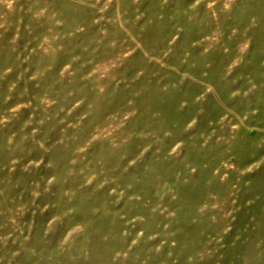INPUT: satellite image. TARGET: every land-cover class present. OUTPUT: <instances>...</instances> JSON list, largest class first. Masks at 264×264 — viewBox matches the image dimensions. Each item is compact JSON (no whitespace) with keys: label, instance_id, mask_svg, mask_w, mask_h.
Wrapping results in <instances>:
<instances>
[{"label":"rangeland","instance_id":"374dc122","mask_svg":"<svg viewBox=\"0 0 264 264\" xmlns=\"http://www.w3.org/2000/svg\"><path fill=\"white\" fill-rule=\"evenodd\" d=\"M0 264H264V0H0Z\"/></svg>","mask_w":264,"mask_h":264}]
</instances>
